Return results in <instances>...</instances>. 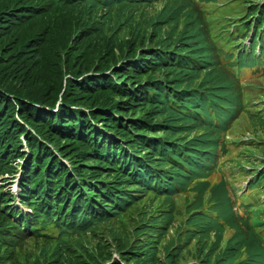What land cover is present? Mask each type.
Here are the masks:
<instances>
[{
    "label": "trees",
    "instance_id": "1",
    "mask_svg": "<svg viewBox=\"0 0 264 264\" xmlns=\"http://www.w3.org/2000/svg\"><path fill=\"white\" fill-rule=\"evenodd\" d=\"M143 1L165 6L155 16H139ZM143 1L0 0V174L22 169L19 199L28 207L9 205L13 197L0 187V220L9 226L0 238L8 244L42 240V255L53 264H101L112 247L124 264H180L191 257L197 264H264V220L245 207L247 216L234 213L222 190L229 185L226 176L219 169L211 180L204 155L197 157L213 138H193L234 120L230 113L207 115L203 101L229 98L233 109L240 108L230 78L247 57L255 59L257 49L264 54V0L244 2V19L256 15L254 32L242 22L235 37L248 49L221 58V38L206 29L190 0ZM134 18L148 25L142 28ZM248 118L243 126L264 136L261 110ZM30 127L41 139L28 133ZM129 148L143 155L134 158ZM250 148L264 155V144ZM16 158L22 163L13 164ZM121 161L133 171L119 168ZM189 165L197 169L182 168ZM258 188L264 190V169L251 174L248 190ZM190 191L195 199L179 210L174 196L181 194L187 204ZM141 192L152 202L145 207L140 201L144 209L137 210L149 222L135 235L149 237L131 243L115 227L107 229L109 240L98 236L101 225L133 210L124 208ZM181 216L161 261L157 245ZM74 239L83 257L65 242ZM83 241L95 242L97 254L88 253Z\"/></svg>",
    "mask_w": 264,
    "mask_h": 264
},
{
    "label": "clouds",
    "instance_id": "2",
    "mask_svg": "<svg viewBox=\"0 0 264 264\" xmlns=\"http://www.w3.org/2000/svg\"><path fill=\"white\" fill-rule=\"evenodd\" d=\"M154 1V0H153ZM171 2H176L175 0H170ZM250 2L251 0H241L239 3L235 2L234 0H190L191 5L196 9V11L199 13L200 19L202 24L205 25L207 30H210L213 32L216 38H221L220 43V49L218 57L221 58L224 55H232V54H238L242 52L243 50L248 49L249 43L243 39H236L235 32L237 27L243 26L242 22H246L247 26L251 28L253 31V23L254 18L256 15H254L251 19L245 18V11H244V2ZM257 1V0H254ZM159 3V2H155ZM154 4V3H153ZM153 4L148 6L150 8ZM248 4V3H247ZM147 5H144L142 8H145ZM165 6V5H164ZM188 6V5H187ZM141 7H139L138 12H140ZM163 10V9H162ZM144 12H142L143 14ZM141 14V15H142ZM148 15L147 13H144ZM139 15V14H138ZM140 15V16H141ZM149 16V15H148ZM139 17V16H138ZM243 18V21H239ZM251 20V21H250ZM229 35L228 42L231 43L230 47L225 48V42L227 41L226 36ZM226 38V39H222ZM246 52V57L248 54H251L249 51ZM259 49L256 50L254 55V60L249 61V58L247 57L246 63L244 64L243 68L240 69L235 73L234 76H232L230 79L232 82L236 85L237 90L240 95V108L237 110L235 107L233 109L232 106L228 103L230 100H223L222 102L217 103H209L206 101H203V104L206 108L207 115H216V114H227L230 113L233 115V121L230 122V125H220L216 124L210 128V130L204 131L202 133H195L193 135V138L199 137V138H213L212 141L208 142V146L210 149H208L206 152H200L197 153V157L203 156V164L204 169L207 171L213 172L210 175L211 180H216L219 178L220 173L217 171L221 169L222 173L226 176V179L229 181L228 187H222V190L224 188L227 190L226 198L229 200H232L234 202V213L236 215L245 217L248 215V211L246 209H250L251 214H249L252 217H256L260 220H264V190L261 188H258L257 190H248L249 183L251 181V174L254 173L256 170L260 171L264 169V155L261 157H258L261 159V162L251 170L244 171L247 176L246 178V187H243L240 190L241 195H238L239 191L236 190L234 186L235 182V176L233 174V171L228 169V167L232 164L239 165L242 168H249L246 164H250V161L246 164L242 163L241 158H236V154L233 151V141L235 138V135L238 134L242 139L246 135H249L248 133H241L240 129L243 127V125L249 120L248 116H245L241 113V111H245L247 115H251V113L254 111L255 108H261V105H264V99L261 98V93L264 91V79L260 84H257L255 87H245L244 84H247L251 80H253L255 77L260 76V69L264 71V54L262 56H259ZM197 69H201L202 67H198ZM204 74V70H203ZM248 100L247 104L254 103L256 106L252 108V112H249L244 108L243 102ZM246 104V105H247ZM264 106L260 109L263 110ZM28 133H31V131L35 132L31 127L26 129ZM209 131V133H208ZM100 132L104 133V129H100ZM219 134V137L216 138V134ZM264 136L253 139L248 137L247 140H252L254 142H261L263 140ZM19 139L21 141V145L23 148V151L25 153H29L30 148L29 145L24 138V136L21 134L19 136ZM214 145H217L214 147ZM260 145V144H258ZM251 150V148L249 149ZM140 157L143 155L142 153H138ZM250 154V153H249ZM131 155V154H130ZM252 155V154H251ZM254 156V155H253ZM132 157L137 158L135 155ZM211 157L213 162H209L206 158ZM168 158H170L168 156ZM61 159V158H59ZM63 162H67L66 160L61 159ZM190 161V160H189ZM22 158H16L13 164H21ZM183 169H187V171H190L192 168L197 169V166L191 167L189 165V168H186L185 166H182ZM190 169V170H189ZM19 173V178L17 181V192L14 193L15 199H14V205L18 207L19 209L27 208L26 205H21L19 194H20V188L19 184L22 179V175L20 172V167H17L16 170L12 173L5 172L3 174H0V187L1 191L3 193V183H5L7 180H2L3 176L8 175L7 179L12 176H16V174ZM16 178H14L15 180ZM195 182L191 184L192 187H194ZM260 191V199L257 202V205L254 207L252 203L249 201V193H256ZM191 196L193 199L185 204L181 201L183 196L181 194L174 196V199L177 202V207L179 209H187V207L193 202L195 199V192L190 191ZM203 200H207L208 196L210 195L209 192L204 193ZM166 196V194H165ZM133 202H130L128 206H126L124 209H144L140 206V201L145 205V207H148L149 204L152 202V198L147 196L146 192H141L138 196H135ZM237 200H241V203L239 205H236ZM18 202V204H16ZM156 206V204H154ZM245 207L246 209H243ZM199 209H205V208H199ZM237 209H239L240 213L237 212ZM259 210V214H258Z\"/></svg>",
    "mask_w": 264,
    "mask_h": 264
},
{
    "label": "rangeland",
    "instance_id": "3",
    "mask_svg": "<svg viewBox=\"0 0 264 264\" xmlns=\"http://www.w3.org/2000/svg\"><path fill=\"white\" fill-rule=\"evenodd\" d=\"M143 1V0H142ZM141 5V9L139 12V16L142 14V12L147 13L149 16H155L157 14H159L161 12V10L164 8L165 2L162 3H154L150 8H148V6H146L145 8H142L144 5H146V1H143V3L140 4ZM135 23L141 22V20L139 18H134L133 19ZM142 24V28L146 27L148 25V23H143ZM264 79V71L260 69V76L255 77L253 80H251L250 82H248L247 84H244L245 87H255L257 86V84H260L262 82V80ZM261 98L264 99V91L261 93ZM256 105L254 103H249L246 105L247 109L249 112H252V108L255 107ZM264 105H261V108ZM261 108H255L254 111H256L257 109H261ZM242 114H244L245 116H248L247 113L245 111H241ZM261 113L264 114V109L261 110ZM232 123V122H231ZM32 133L35 134V136L38 139H41V136L39 134H37L36 132L31 131ZM241 133H248L249 135H246L244 137V139H242L240 137V135L236 134L235 138L233 141V151L234 153H237L240 158L242 159V163L246 164L249 160L250 164H246L249 168H242L239 165H235L232 164L228 167V169H230L231 171H233V174L235 176V182H234V186L236 188L237 191H239L238 195H241L242 193H240V190L243 187H246V173H244V171L247 170H251L252 168H255L260 162L261 159L258 157H261L263 155L262 152L258 151V150H249L250 149V145L252 144H264V141L261 142H254L252 140H247L248 137L250 136V138L256 139L259 138L253 131L252 129L247 126H243L240 129ZM264 140V138H263ZM51 150L54 152V154L57 156L56 151L50 147ZM129 154L131 155H135L137 158H140L139 154H134L132 149H128ZM250 153V154H249ZM252 154V155H251ZM254 155V156H253ZM60 158V157H59ZM247 159V160H246ZM63 162V161H62ZM66 166H69L68 162H63ZM71 167V165H70ZM148 167V166H145ZM119 168H121L122 170L126 171V170H130L128 173H131L133 171V168L130 167L128 168L127 163H124V161H121ZM150 168V167H148ZM152 169V168H151ZM20 172L22 175V169L20 168ZM8 175L3 176L2 180H7L5 183H3V194H8L10 193L13 197L10 198L11 201L9 202V205H14V199H15V195L14 193L17 192L18 188H17V181L19 176V173L16 174V176H12L9 177V179H7ZM1 178V177H0ZM14 178H16L14 180ZM249 197H250V202L252 203V205L255 207L257 205V202L260 199V191L256 192V193H249ZM177 199H178V195H177ZM241 203V200H237L236 205H239ZM16 204H18V202H16ZM8 205V203H7ZM1 207V204H0ZM25 211H28L27 208H22ZM237 212L240 213L239 209H237ZM258 214H259V210H258ZM143 216L141 215L140 211L137 209H133L130 212L126 213L123 216L117 217L118 218V222L117 223H111V224H103L101 225V227L99 228V230L97 231V235L98 236H102L104 235L108 240L109 237L107 235V229L111 228V227H115L118 229H122L125 230L128 235H129V239L131 243L134 242H144L147 237L149 236H137L135 235V232L139 231V230H145L148 228V222L149 219L146 218H142ZM38 226L40 227V221L37 222ZM7 228L8 226V222L7 220H0V231L3 228ZM150 235V234H147ZM16 236V235H15ZM173 235L171 231L167 232V238L166 240L160 242L157 245V259L159 260H163L164 258V253L162 252V249L165 247L166 244H168L167 241L173 243ZM66 243H68V245H70V247L72 248V250H74L76 252V254L80 257H83L85 255V252L83 251V249L81 248V246H79L77 244V240H65ZM70 242V243H69ZM45 243L42 240H33V239H25L23 241H18L16 242V244H8L7 242H5L4 240H2V238H0V261L5 260L7 262H9V264H53V263H49V259L45 258L42 253L43 251H45ZM82 247L84 249L87 250L88 253H95V247H96V243L95 242H86L83 241L82 242ZM111 260H114L115 263L117 264H122V260H121V255L119 254L117 247H112L110 250V257L105 258L104 260L101 261V264H114V262L112 263ZM180 264H197V262H195V260L191 257V258H187V259H181ZM63 264H68V263H63Z\"/></svg>",
    "mask_w": 264,
    "mask_h": 264
},
{
    "label": "bare ground",
    "instance_id": "4",
    "mask_svg": "<svg viewBox=\"0 0 264 264\" xmlns=\"http://www.w3.org/2000/svg\"><path fill=\"white\" fill-rule=\"evenodd\" d=\"M261 41V40H260ZM188 115V114H187Z\"/></svg>",
    "mask_w": 264,
    "mask_h": 264
}]
</instances>
